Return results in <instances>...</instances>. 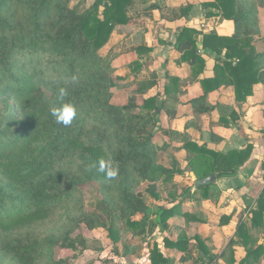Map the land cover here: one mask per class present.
Wrapping results in <instances>:
<instances>
[{
	"label": "trees",
	"instance_id": "obj_1",
	"mask_svg": "<svg viewBox=\"0 0 264 264\" xmlns=\"http://www.w3.org/2000/svg\"><path fill=\"white\" fill-rule=\"evenodd\" d=\"M68 1L0 0V111L3 106H10L9 113L0 118V225L18 229L35 220L50 218L57 208L65 209L66 204L73 202L81 209L74 217L67 214L58 228L44 236L42 244L46 251L42 258L45 256L46 260L50 251L61 247L79 220L90 226L104 224L95 213L84 210L86 204L79 195L81 184L95 181L100 186L101 198L95 206L110 218L107 231L115 239L117 219L133 233L143 231L146 219H132L136 214L148 215L147 206L135 191L139 183L167 182L178 173L174 168L155 163L152 135L142 138L141 133H134L131 126H138L135 117L126 114L125 106L109 103L111 85L99 50L110 42L117 25L130 21L135 1L99 0L103 4L102 17H98L96 1L81 13L70 8ZM200 3L203 8H210L208 16L219 14L231 21L233 31L229 35L200 33L188 27L180 31L175 47L182 60L192 65L196 61L203 63L197 51L199 34L202 49L217 56V74L199 81L204 94L192 99L191 104L194 109L207 111L202 100L221 85L232 87L236 101L244 102L264 71V50L256 51L252 43L258 33L256 0ZM192 5L187 2L184 11L188 13ZM26 45L35 49L34 54H22ZM132 51L141 54L142 45ZM45 52L50 59H42ZM66 82L69 96L65 99L75 105L78 113L68 127L57 124L49 112L50 106L59 102L58 86ZM142 84L143 91L155 82ZM155 100L156 96L144 98L139 108L154 109L157 113ZM14 123L18 124L14 130L4 127ZM146 124L145 121L142 127ZM193 146L197 152L207 154L206 159L212 162L210 174L215 177L234 175L251 151L249 145L226 153ZM102 156L118 165L114 179L97 172L96 162ZM201 178L204 177L196 180L198 187L212 184L199 183ZM104 204L108 205L106 209ZM169 212L173 213L172 208L161 206L157 223L163 224ZM251 212V223L255 226L264 213V186ZM237 228V233L243 236L242 224ZM169 244L179 247L180 242ZM5 248L23 264H32L30 257L38 251V244L36 239L29 242L16 238L9 240ZM262 252L263 246L258 245L250 252L247 264L256 261ZM155 253L158 260L151 263H163L162 255L157 250Z\"/></svg>",
	"mask_w": 264,
	"mask_h": 264
},
{
	"label": "rangeland",
	"instance_id": "obj_2",
	"mask_svg": "<svg viewBox=\"0 0 264 264\" xmlns=\"http://www.w3.org/2000/svg\"><path fill=\"white\" fill-rule=\"evenodd\" d=\"M95 1L98 17H102L103 4L99 0H69L68 6L81 13ZM134 1L132 12H135L130 17L139 18V22L142 21V8L136 6V3L140 5L141 0ZM256 3L258 33L253 36L252 43L256 51L261 52L264 50V0H256ZM227 24L232 26V23ZM122 28L116 30L110 42L99 50L111 85L109 103L125 106L126 114L135 117L138 126H131L134 133H141L142 138L152 135L155 163L174 168L178 173L167 182L142 180L136 187V193L148 208L146 217L141 213L132 216L134 220L146 219L142 233H133L117 219L118 231L115 239L110 238L107 231L110 218L105 211H100L95 206L101 198L100 186L95 181H89L80 185L79 195L83 196L86 204L84 210L95 213L104 224L90 226L79 220L78 226L63 241L61 247L57 246L53 252H49L47 260L45 256L42 258V253L46 251L42 240L61 225L67 214L73 217L78 214L81 209L76 202L66 204L65 209L60 206L50 218L35 220L36 222L18 229L10 230L8 226L0 225V264H23L16 254L9 253L5 248L9 240L12 242L16 238L29 242L37 240L38 251L30 257L32 264H152L151 261L157 259L156 250L165 259L159 264H247L251 258L250 252L258 245L263 246V252L252 264H264V213L255 226L250 219L251 211L256 207V200L264 186L263 179L252 177L247 183L251 189L243 195L238 189L225 195L214 185L216 181L205 188L196 185L198 178L213 171L212 162L206 159L207 154L195 150L193 144L198 147L201 145L192 141V134L187 131L188 126L194 123L193 111L189 112L187 104L171 94L165 95L161 89L165 74L164 63L144 61V67L148 70L146 74L142 72V53L132 51L137 43L125 38L123 33L126 31ZM34 50L26 45L21 52L29 56L34 54ZM42 56L43 60L51 58L48 52ZM260 80L253 88L256 86L263 96L256 100L254 108L260 109V125H256L264 132V126H261L264 125V71L260 72ZM150 82H158L159 85L153 95L156 96L155 104L159 107L157 113L154 109L139 108L143 99L150 95L148 91H142V83ZM187 98L182 97L181 100ZM9 108V105L8 108L2 107L0 118L9 113ZM145 121L147 124L142 127ZM218 123L224 124L222 121ZM253 124L250 127H254ZM7 126V130L11 131L18 124H5L4 127ZM161 206L172 208L173 213L169 212L163 224H158L156 216ZM107 207L104 204V208ZM240 223L245 237L240 232L237 233ZM176 241L180 242L181 247L169 244Z\"/></svg>",
	"mask_w": 264,
	"mask_h": 264
},
{
	"label": "crops",
	"instance_id": "obj_3",
	"mask_svg": "<svg viewBox=\"0 0 264 264\" xmlns=\"http://www.w3.org/2000/svg\"><path fill=\"white\" fill-rule=\"evenodd\" d=\"M187 2L193 4L188 13L184 11ZM136 6L142 8L140 15L142 21L138 22L139 18L131 16L127 24L117 25L114 32L123 27L122 29L126 31L123 33L125 38L131 39L133 43H137L136 45H142L144 74L148 70L144 67V61L153 64L164 63L165 74L161 89L165 95L171 94L187 104L189 112L193 111L194 123L187 129L188 133L192 134V141L216 153L242 150L248 145L251 146L247 160L236 173L231 176L216 177L214 184L225 195L236 189L243 195L245 191L251 189L247 183L252 177L264 181V167H262L264 132L256 125H260V109L254 108V104L263 94L254 86L253 94L248 96L246 101L239 103L235 99L233 88L221 85L218 89L209 91L202 100L203 107L207 108V111L194 109L191 100L204 94L203 86L199 81L211 79L217 74V56L209 50L202 49L199 42L202 34L197 37V51L203 63L196 61L192 65L182 60L181 53L175 47L183 27L192 28L200 33L213 31L219 35H229L233 31V25L227 23L232 22L223 19L219 14L208 16L207 11L210 8H203L199 0H141V4L136 3ZM134 12L131 11L129 15H133ZM158 87L157 82L153 87L146 89L145 92L148 91L150 94L146 97L155 95ZM182 97L188 98L181 100ZM220 121L224 124L218 123ZM252 123L254 127H250Z\"/></svg>",
	"mask_w": 264,
	"mask_h": 264
},
{
	"label": "clouds",
	"instance_id": "obj_4",
	"mask_svg": "<svg viewBox=\"0 0 264 264\" xmlns=\"http://www.w3.org/2000/svg\"><path fill=\"white\" fill-rule=\"evenodd\" d=\"M74 81L75 77L72 78V82ZM66 85L67 82L64 86H58L57 100L59 102L51 105L49 112L57 124L68 127L76 119L78 113L75 105L70 100L65 99V97L69 96V89ZM96 170L104 174L108 179H114L119 172L118 165L115 161L103 156L96 162Z\"/></svg>",
	"mask_w": 264,
	"mask_h": 264
},
{
	"label": "water",
	"instance_id": "obj_5",
	"mask_svg": "<svg viewBox=\"0 0 264 264\" xmlns=\"http://www.w3.org/2000/svg\"><path fill=\"white\" fill-rule=\"evenodd\" d=\"M215 175L214 174H209L208 176L204 177V178H201L200 180H198L199 183L201 184H205V183H211V182H214L216 179H215Z\"/></svg>",
	"mask_w": 264,
	"mask_h": 264
}]
</instances>
